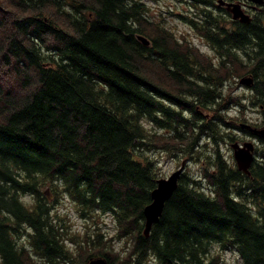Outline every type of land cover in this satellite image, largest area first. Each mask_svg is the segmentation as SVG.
Instances as JSON below:
<instances>
[{"label":"trees","instance_id":"1","mask_svg":"<svg viewBox=\"0 0 264 264\" xmlns=\"http://www.w3.org/2000/svg\"><path fill=\"white\" fill-rule=\"evenodd\" d=\"M188 2L195 13L179 16L215 63L182 50L142 0H0V264H77L76 252L87 253L81 264H210L213 246L264 264V137L247 173L222 150L237 131L252 136L227 117L241 104L224 76L241 68L238 53L261 112L249 125L264 127V3L245 23L213 0ZM144 120L201 164L198 177L180 174L147 235L143 208L159 171L143 152L157 147ZM59 192L80 218L109 215L114 236L85 232L70 250L52 214ZM114 237L122 254L106 245Z\"/></svg>","mask_w":264,"mask_h":264},{"label":"rangeland","instance_id":"2","mask_svg":"<svg viewBox=\"0 0 264 264\" xmlns=\"http://www.w3.org/2000/svg\"><path fill=\"white\" fill-rule=\"evenodd\" d=\"M145 5L148 7L147 15L150 19L161 23L167 29L170 31L173 36L178 40L181 44H187V46H181V49L184 50L185 48H188L191 52L193 49H198L199 52L207 56L206 60H210L212 63L216 62L215 53L213 50L206 44L204 39L198 35L187 23H185L181 18L180 14H186V15H193L195 13L196 9H192L189 6L188 0H142ZM215 4H217L216 0H213ZM236 0H234L235 2ZM244 6V12L247 13L251 18L254 15H257V13L260 12V8H262V5H255L254 3L248 1H245ZM205 7V6H198ZM210 9L213 11H217L216 8L211 7ZM262 23L264 25V18L262 19ZM145 37L149 42L147 44L143 43L146 46H150L151 42L149 38ZM238 58L241 60L236 61L234 63L235 65L237 63H240V67L237 68V74L236 72H232L231 74H226L227 71L222 72L220 75H224L225 77H228L227 79H230L231 85L230 89L226 92L227 95L235 96L237 97V100H241V104L230 106V108L227 110L228 114L227 117H231L233 119H239V121L242 123L243 121L245 124L250 123H261L260 118V109L258 107H255L250 104L249 99V86L252 84V78L250 76V73H247L243 68L247 67L248 65L244 66V62H247L245 60V56L242 53H238ZM230 64H227L226 66H229ZM233 67V66H232ZM231 67V68H232ZM229 71V70H228ZM244 72V73H243ZM246 72V73H245ZM242 79H249L250 83H243L241 82ZM167 82V81H165ZM166 85V84H165ZM227 85V87H228ZM246 85V86H245ZM244 97H246L244 99ZM231 118L228 119V121L234 122V120H231ZM241 119V120H240ZM146 125L150 128L152 124L144 120ZM256 127V125L254 124ZM264 126V125H263ZM153 128H150L149 134L151 137L157 141V147L155 146L154 149H145L143 152L148 155L151 158L156 159L157 168L159 171V178H166L168 177L173 171H175L182 162H184V168L183 172L189 173L193 176H199L200 170H201V164L200 162H194L192 160H188V158L180 157L170 146L169 136H167L165 133H160L159 131L156 133H153ZM238 140L240 144L245 141H252L254 143V157L255 156V148L258 144L256 139L249 136L248 134H242L241 132H236ZM222 150L224 151V154L226 158L231 163H235L233 156H232V149L230 145H223ZM45 190V187H44ZM48 197L52 200V194L49 193ZM56 197L58 198V203L54 204L55 207L52 210V214L54 211V217L59 218L61 216L63 220H59L57 223L62 224L65 223L66 228H63V230H67L66 232V238L64 239V243L69 246V249L72 250L76 246V244L80 243L83 244V237L85 236L83 234L91 233L92 230L99 229L105 232L104 238H109V236L114 234V224L109 215H100V216H93L89 217L88 219L80 218L75 206L71 203V201L61 194L59 192L56 194ZM22 200L26 202L27 204H31L32 199L29 195H23ZM61 218V219H62ZM63 225V224H62ZM74 235L77 238H72ZM68 236V237H67ZM114 236V235H113ZM73 240V243L70 242ZM18 243L27 245L26 239H18ZM85 243V242H84ZM108 247L114 249L115 252L122 251L125 249V242L123 240H118L115 237L108 241V244H106ZM85 246V245H84ZM73 251V250H72ZM86 252H81L78 254L75 253V259L77 264H81L82 261H84ZM122 254V253H120ZM93 257H100V256H93ZM82 260V261H81ZM210 261V264H241L240 260L237 256V253H235L232 250H220L217 246H213L211 249V255L210 258H208ZM146 264H155L154 260L152 258H148Z\"/></svg>","mask_w":264,"mask_h":264},{"label":"water","instance_id":"3","mask_svg":"<svg viewBox=\"0 0 264 264\" xmlns=\"http://www.w3.org/2000/svg\"><path fill=\"white\" fill-rule=\"evenodd\" d=\"M253 2L254 4L261 5L264 0H247ZM218 5H225L226 9L230 12L232 19H238L241 22H249L250 16L245 13L241 7V5L237 2H225L224 0H218ZM138 39L143 43L147 44L149 41L138 35ZM243 83H250L249 79H242ZM242 127H245L250 131L252 137H264V127L258 128L251 126L249 124H241ZM232 149V156L236 163L238 169L243 172H248V169L251 163L254 160V143L252 141H245L243 143H239L237 141L230 144ZM184 162L180 164V166L173 171L166 178H158L156 181L155 188L151 191V201L143 208L144 215V235H147L151 225L158 220L162 213V209L165 201L170 197L172 192L177 187L178 179L180 174L183 172ZM88 264H108L104 257H91L88 259Z\"/></svg>","mask_w":264,"mask_h":264},{"label":"flooded vegetation","instance_id":"4","mask_svg":"<svg viewBox=\"0 0 264 264\" xmlns=\"http://www.w3.org/2000/svg\"><path fill=\"white\" fill-rule=\"evenodd\" d=\"M216 1H218V0H216ZM224 1L225 2H234V0H224ZM245 1L246 0H236L235 2L239 3L241 5L242 9L244 10V6L243 5H245ZM246 2H248V1H246ZM216 5L225 8V5H218V4H216Z\"/></svg>","mask_w":264,"mask_h":264},{"label":"bare ground","instance_id":"5","mask_svg":"<svg viewBox=\"0 0 264 264\" xmlns=\"http://www.w3.org/2000/svg\"><path fill=\"white\" fill-rule=\"evenodd\" d=\"M253 3V2H252ZM218 4V3H217ZM255 5H258V4H255ZM226 8V7H225ZM227 10V9H226ZM228 11V10H227ZM229 12V11H228Z\"/></svg>","mask_w":264,"mask_h":264}]
</instances>
